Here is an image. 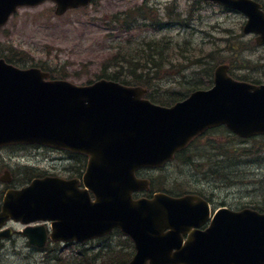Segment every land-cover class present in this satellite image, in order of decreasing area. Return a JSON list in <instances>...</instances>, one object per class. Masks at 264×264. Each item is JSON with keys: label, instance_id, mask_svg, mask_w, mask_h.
<instances>
[{"label": "water", "instance_id": "95a60500", "mask_svg": "<svg viewBox=\"0 0 264 264\" xmlns=\"http://www.w3.org/2000/svg\"><path fill=\"white\" fill-rule=\"evenodd\" d=\"M44 0H0V26L20 5ZM56 13L87 5L91 0H54ZM245 11L250 20L245 32H258L264 42V12L252 0H214ZM38 68L19 69L0 59V146L18 142H40L90 155L85 182L98 196L93 209L75 204L64 186L52 190L38 187L5 198L3 221L10 211L39 214L55 219L52 239H72V226L81 218L95 217L94 235L115 225L131 235L137 253L129 264H264V214L250 209L238 213L230 227L218 224L198 236L200 243H183L177 221L185 215H171L174 229L160 220L156 203L132 201L135 190L149 185L136 177L142 167H158L174 157L197 134L209 127L227 125L236 134L250 137L264 134V85L233 79L228 66L215 72V86L198 90L172 107L152 103L143 87L99 80L87 86L65 80H46ZM13 209V210H11ZM172 212V206L168 207ZM180 214V213H179ZM107 216V219H105ZM82 221V220H81ZM218 222V220H217ZM28 228L32 242L43 245L45 233ZM72 230V231H71ZM213 233L220 234L214 238ZM208 240H218L217 246ZM174 249H176L174 251Z\"/></svg>", "mask_w": 264, "mask_h": 264}, {"label": "rangeland", "instance_id": "374dc122", "mask_svg": "<svg viewBox=\"0 0 264 264\" xmlns=\"http://www.w3.org/2000/svg\"><path fill=\"white\" fill-rule=\"evenodd\" d=\"M144 1L97 0L86 8L70 10L61 16L56 14V5L51 1L22 7L0 29V54L16 49L27 58L21 65L44 62L59 79H67L75 84H88L101 78L102 71L113 73L117 70L112 56L119 50L123 49L127 54L128 50H140L146 42L167 37L171 41V48L180 43L185 53L202 57V62L194 65L195 67H185L180 72L173 67L169 68L167 64V74L159 82H154L159 86L157 94H154L152 88L153 96L158 100L171 103L193 91L191 87H207L209 82L204 79L211 77V71L228 58H236L228 62L229 71L236 77L245 79L244 81L264 82V45H256L253 42L254 36L243 32L242 25L246 18L242 14L226 11L221 6L204 1L147 0L157 16L152 20L132 11ZM256 1L264 4V0ZM129 14L134 15L130 22L131 31L119 32V23L122 21L116 23L115 18ZM227 38L235 39L238 49L234 52L227 47ZM171 60L174 61V58ZM194 70L200 75H195ZM216 133L200 139L190 152L194 155L206 153L213 156L214 162L225 163V171L230 175L217 177L225 178L223 181L204 174L207 170L206 163L202 164L203 169L200 170L194 165L183 164L179 159L167 165L163 173L142 170L139 175L155 177L157 183L164 182L160 184L166 188L216 192L226 204H253L264 210V142L250 138L227 142L229 136L225 129L216 130ZM209 142L224 147L222 150H213L209 148ZM237 145L252 152L240 157L234 153ZM10 154L6 149L0 151V177L5 175V168L12 161V165L26 161L30 163V160L23 159L20 155L8 157ZM227 154L231 156L226 157ZM56 156L57 154H51L50 160L48 159L50 163L41 162V165H51L55 172L61 173V161L55 160ZM161 177L166 179L160 181ZM4 242L0 244V264H54L56 255L61 256L62 264H104L92 252L91 244L85 247L87 251L84 250L83 253L90 255L85 258L82 255L85 262L83 258L76 257L82 249L74 246L50 245L52 252L49 254L30 247L21 234ZM98 244L99 242H95L93 245ZM120 246L124 250L130 249L127 243L120 242ZM118 255L119 253L115 254L114 258ZM126 259L127 255L122 253L121 261Z\"/></svg>", "mask_w": 264, "mask_h": 264}, {"label": "trees", "instance_id": "16d2710c", "mask_svg": "<svg viewBox=\"0 0 264 264\" xmlns=\"http://www.w3.org/2000/svg\"><path fill=\"white\" fill-rule=\"evenodd\" d=\"M152 8L153 6L148 4V1H145L139 6L134 7L132 11L143 15V17H146V18L149 17L153 20L154 17H157V16H156V12L152 10ZM128 11L129 10H127L126 14H128ZM172 13L174 14L175 12L172 11ZM133 16L134 15L129 14L121 18H115L114 21L116 23L118 21H122L119 23L121 25V30H119V32L131 31L132 24L130 22L132 21L131 18H133ZM143 23L144 25H147L146 21H143ZM157 23H158V19H157ZM137 26L139 27V25ZM225 41L230 51L234 52L235 50L238 49V47L236 46L234 42L235 39L227 38V40ZM125 44L126 43H124V45ZM170 48H171V41L168 40L167 37H162V38H159L158 40H152L150 42H146L144 47L137 51L128 50L129 52H127L126 54L125 50L124 51L123 49L119 50L115 55L112 56L114 63L117 67V70L113 73H107V71H102L101 76L114 79L122 83L144 85L145 87L149 89V97L153 101L161 103V104H169L166 101L164 102L162 100H158L157 98H155L152 92V88H153L154 94H157L156 90L159 89V86H157L155 83L159 82V79L163 78L167 74L168 72V69L166 68L167 64L169 65V68L173 67L175 70L180 72L185 67L187 69L191 67H195L194 65H199L202 62L201 60L202 57H197V55L193 56L189 53H185L180 43H177L174 47H172L171 49ZM0 56H5L8 59V61L14 62L18 65H21L23 61H27V58L23 55L22 52L16 51L14 49L8 51L5 54L1 53ZM171 58H174V61L176 60V62L171 60ZM235 59L228 58L227 60L234 61ZM31 64H33V62H31ZM37 65L47 68L46 63L44 62L37 63ZM22 66H25V65H22ZM206 70L209 71L210 69H206ZM51 72L54 77H57L55 76V72L53 70H51ZM194 74L200 75V73L197 72L196 70H194ZM211 75H212L211 77L207 76V78L204 79L205 82L206 81L209 82L208 86L212 83V80H213L212 79L213 70L211 71ZM202 87L203 86L201 85V88ZM197 88L199 87H191L192 90H195ZM176 100H178V98ZM227 134L229 136V140L227 142H229L232 139L233 140L241 139L235 134H231L229 132ZM251 139L253 140L260 139L264 142V136H261L258 138H251ZM208 144H209V148L213 150L214 149L222 150V148L224 147L223 145L213 144V142L212 143L209 142ZM251 152L252 150H248L242 145L241 146L237 145L235 146V149H234V153L239 155L240 157H243L245 155H250ZM230 156L231 155L229 154L226 155V157H230ZM177 158L181 160L183 164H188L190 166L194 165L195 167H198V169L200 170L203 169L201 168L202 164L206 163L207 170L205 171L204 174L209 175L212 178H215L216 180L218 179V181L219 180L223 181L225 178H217V177H222V176L228 177L230 175L229 172L225 171L227 170L225 167V163L214 162L213 156L212 155L208 156L206 155V153L201 154V155H196V154L194 155L193 153L185 149L177 156ZM225 174L227 175L225 176ZM54 258L57 259L56 263L54 264H62L61 257L59 255L54 256ZM104 263L105 264H125L126 260L121 261L120 258H117V259L110 261L109 263H106V261Z\"/></svg>", "mask_w": 264, "mask_h": 264}, {"label": "flooded vegetation", "instance_id": "af4514ba", "mask_svg": "<svg viewBox=\"0 0 264 264\" xmlns=\"http://www.w3.org/2000/svg\"><path fill=\"white\" fill-rule=\"evenodd\" d=\"M17 148V150H15ZM6 149L11 150L10 153L11 155L9 157H13L16 155H20L23 157V159L27 158L29 161H26V163H9V172L10 176L4 177V178H9V181H0V211L2 209V204H3V199L5 196L6 191L15 189L19 190L21 188L26 187L29 185L34 179L36 178H42L46 176H53V175H60L66 178H81V174L79 172L82 170V164L85 163V157L82 155H76V154H71L67 152H62V158L61 159H69L70 161H73L74 158L76 159L74 162L70 163H62L61 162V168L62 172L57 173L55 172L52 168L51 165H41V162H48V159L51 158V149L45 146L41 145H18V146H10ZM74 157V158H73ZM49 163V162H48ZM15 173V174H14ZM3 182V183H2ZM81 187L83 185L81 184ZM216 188H214L215 190ZM173 196H183V193H171ZM92 198L93 195L91 194ZM141 196H146L148 198L153 197V194L149 192L147 195L146 194H136V198L141 197ZM200 196V195H199ZM201 197L203 201L208 203V211L206 213V219L202 222L200 226H195L193 229H197L200 231L206 230L212 223V220L215 216V213L217 210L223 207H229L232 210L239 211L243 208L242 204H229L225 201L220 200L219 197L221 195L217 194L216 192L209 193V194H201ZM36 225L44 226L47 229H49L50 222L49 221H39L36 223ZM25 226L23 225L22 222L20 221H15V220H9L6 225H4V228H12L13 233L15 234H21L20 231L22 228ZM187 238V236H185ZM0 242V244H2Z\"/></svg>", "mask_w": 264, "mask_h": 264}]
</instances>
